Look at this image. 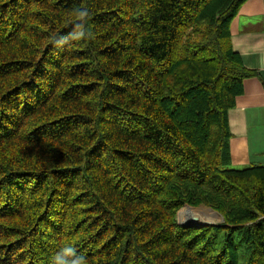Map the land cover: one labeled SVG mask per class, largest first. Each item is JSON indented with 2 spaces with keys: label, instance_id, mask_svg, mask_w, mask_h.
Listing matches in <instances>:
<instances>
[{
  "label": "trees",
  "instance_id": "obj_1",
  "mask_svg": "<svg viewBox=\"0 0 264 264\" xmlns=\"http://www.w3.org/2000/svg\"><path fill=\"white\" fill-rule=\"evenodd\" d=\"M246 1L0 0V264H264V166L230 151Z\"/></svg>",
  "mask_w": 264,
  "mask_h": 264
},
{
  "label": "crops",
  "instance_id": "obj_2",
  "mask_svg": "<svg viewBox=\"0 0 264 264\" xmlns=\"http://www.w3.org/2000/svg\"><path fill=\"white\" fill-rule=\"evenodd\" d=\"M232 43L245 66L258 73L229 113L232 168L264 166V0H248L231 25Z\"/></svg>",
  "mask_w": 264,
  "mask_h": 264
},
{
  "label": "rangeland",
  "instance_id": "obj_3",
  "mask_svg": "<svg viewBox=\"0 0 264 264\" xmlns=\"http://www.w3.org/2000/svg\"><path fill=\"white\" fill-rule=\"evenodd\" d=\"M184 209H186V210H184ZM182 210L186 211L188 213L183 214V217H179ZM182 210L178 214V221H179L180 225L183 227H186L185 224L188 223V222H186V220L188 219L189 214H193L194 216H196V218L201 219L200 220L201 223L211 224V225L215 224L217 226L223 225V223H224L223 222L224 217L221 214H219L218 212H216L215 210H213L212 208L207 207V206H200L197 208L187 206V207L183 208ZM206 218H207V220L210 219V221L209 222H206L205 220L203 221V219H206ZM193 224H188V225H193ZM248 258H249V256L243 250H241L240 264H247Z\"/></svg>",
  "mask_w": 264,
  "mask_h": 264
},
{
  "label": "clouds",
  "instance_id": "obj_4",
  "mask_svg": "<svg viewBox=\"0 0 264 264\" xmlns=\"http://www.w3.org/2000/svg\"><path fill=\"white\" fill-rule=\"evenodd\" d=\"M79 16H87V11H81ZM83 35V33H81ZM51 264H89L87 255L79 252L73 246H61L53 255Z\"/></svg>",
  "mask_w": 264,
  "mask_h": 264
},
{
  "label": "bare ground",
  "instance_id": "obj_5",
  "mask_svg": "<svg viewBox=\"0 0 264 264\" xmlns=\"http://www.w3.org/2000/svg\"><path fill=\"white\" fill-rule=\"evenodd\" d=\"M129 55H130V53H129ZM127 60V59H126ZM127 69V68H126ZM12 135V134H11ZM20 135V134H19ZM17 136V135H16ZM22 137V136H21ZM15 138V137H14ZM22 140V139H21ZM11 143V142H10ZM17 148V147H16ZM10 154H12V153H10ZM14 154V153H13ZM16 154V153H15ZM31 168V167H30ZM55 169V168H54ZM50 170V169H49ZM57 170V169H56ZM32 175V174H31ZM43 178V177H42ZM16 180V179H15ZM46 180V179H45ZM39 181V180H38ZM28 185V184H27ZM31 185V184H30ZM33 185V184H32ZM45 185V184H44ZM46 186V185H45ZM49 186V185H48ZM46 188V187H45ZM17 191V190H16ZM56 191V190H55ZM79 191V190H78ZM10 192V191H9ZM2 193V192H1ZM41 194V193H40ZM45 194V193H44ZM54 194V193H53ZM5 196V195H4ZM1 197V196H0ZM16 197V196H15ZM35 197V196H34ZM57 197V196H56ZM62 197V196H61ZM43 198V197H42ZM52 200V199H51ZM41 201V200H40ZM53 202V201H52ZM45 207V206H44ZM61 207V206H60ZM38 208V207H37ZM184 210H186V209H184ZM7 213V212H6ZM185 213H188V212H186V211H183L182 210V212L180 213V215H179V217H183V214H185ZM55 214V213H54ZM5 215V214H4ZM53 216V215H52ZM6 217H7V215H6ZM3 218V217H2ZM10 218V217H9ZM33 218V217H32ZM196 218V216H194L193 214H189V216H188V219L186 220V222H188L187 224H185L186 226H191V225H188V224H193L194 223V219ZM199 219V218H198ZM212 219V218H211ZM0 220H2V219H0ZM29 220V219H28ZM199 220H201V219H199ZM206 221V222H209L210 221V219L209 220H207V218L206 219H203V221ZM21 221V220H20ZM1 222H3V221H1ZM12 224V223H11ZM10 224V225H11ZM202 224H205V223H202ZM14 225V224H13ZM12 226V225H11ZM45 226V225H44ZM53 226H54V224H53ZM17 227V226H16ZM85 227V226H84ZM23 228V227H22ZM20 230H21V228H20ZM52 232V231H51ZM78 236V235H77ZM69 237V236H68ZM39 238V237H38ZM74 238V237H73ZM43 248V247H42ZM52 248V247H51ZM44 258V257H43Z\"/></svg>",
  "mask_w": 264,
  "mask_h": 264
},
{
  "label": "water",
  "instance_id": "obj_6",
  "mask_svg": "<svg viewBox=\"0 0 264 264\" xmlns=\"http://www.w3.org/2000/svg\"><path fill=\"white\" fill-rule=\"evenodd\" d=\"M223 222H224V219H223ZM206 225H211V224H202L198 218H195L194 224L191 226H186V227H200V226H206ZM213 226H216V225L213 224Z\"/></svg>",
  "mask_w": 264,
  "mask_h": 264
}]
</instances>
